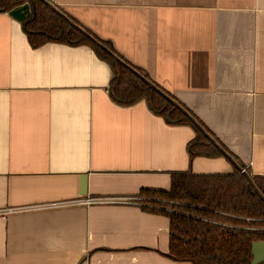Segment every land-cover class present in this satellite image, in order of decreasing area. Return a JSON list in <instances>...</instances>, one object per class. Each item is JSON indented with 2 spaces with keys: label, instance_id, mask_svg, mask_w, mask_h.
Masks as SVG:
<instances>
[{
  "label": "crops",
  "instance_id": "0c3cea01",
  "mask_svg": "<svg viewBox=\"0 0 264 264\" xmlns=\"http://www.w3.org/2000/svg\"><path fill=\"white\" fill-rule=\"evenodd\" d=\"M48 1L264 176V0ZM112 79L90 47L33 48L0 13V264H193L169 256L170 219L140 193L235 166L192 158L193 127L115 103Z\"/></svg>",
  "mask_w": 264,
  "mask_h": 264
},
{
  "label": "trees",
  "instance_id": "16d2710c",
  "mask_svg": "<svg viewBox=\"0 0 264 264\" xmlns=\"http://www.w3.org/2000/svg\"><path fill=\"white\" fill-rule=\"evenodd\" d=\"M25 4L30 5L33 13L24 24L33 48L51 42L90 47L113 71L109 92L115 103L128 107L145 99L157 114L164 117L169 115L172 121L194 128L196 137L189 144L192 158H225L180 109L107 51L93 43L80 30L71 26L43 0H0V13H9ZM69 18L84 28L72 17ZM61 30L63 36L59 39ZM85 30L152 81L145 71L117 53L110 42L100 39L88 29ZM167 94L175 99L170 93ZM198 121L246 169L245 165L200 120ZM246 170L250 173L249 169ZM253 179L264 193V176H253ZM140 196L145 198L146 205L150 206L146 210L170 219L169 256L176 261L193 264H252L253 244L264 241V201L251 188L248 178L236 167L230 174L175 173L172 175L168 191L142 190Z\"/></svg>",
  "mask_w": 264,
  "mask_h": 264
},
{
  "label": "water",
  "instance_id": "95a60500",
  "mask_svg": "<svg viewBox=\"0 0 264 264\" xmlns=\"http://www.w3.org/2000/svg\"><path fill=\"white\" fill-rule=\"evenodd\" d=\"M45 3H47L52 9H54L59 15H61L71 26L75 27L76 29L80 30L86 37H88L93 43L107 51L111 56H113L116 60L121 62L123 65H125L127 68H129L131 71H133L140 79H142L144 82H146L151 88H153L155 91H157L159 94H161L163 97H165L167 100H169L171 103L175 105L178 109H180L192 122L193 124L220 150V152L224 155L225 158H227L239 171H241L250 181L251 188L255 190V192L263 199L264 201V193L262 190H260L255 182L253 177L249 172H247L246 169L242 167L241 164H239L235 158L204 128V126L185 108H183L177 101H175L173 98H171L168 94H166L163 90H161L155 83L150 81L145 77L144 74L138 72L135 68H133L131 65L127 64L123 59H121L117 54L112 52L110 49H108L106 46H104L101 42H99L95 37H93L91 34H89L85 29L77 25L75 22H73L66 14H64L62 11H60L55 5H53L48 0H43ZM32 10L30 5L25 4L23 6L17 7L9 12V15L17 20L20 23L26 24L28 19L32 16ZM63 36V31L61 30L59 39ZM168 121H171L170 117L167 116ZM253 253V261L252 264H263L264 263V241H259L253 244L252 248Z\"/></svg>",
  "mask_w": 264,
  "mask_h": 264
},
{
  "label": "built area",
  "instance_id": "2783aa9c",
  "mask_svg": "<svg viewBox=\"0 0 264 264\" xmlns=\"http://www.w3.org/2000/svg\"><path fill=\"white\" fill-rule=\"evenodd\" d=\"M86 202L89 204V203H92V202H97V200H91V199H89Z\"/></svg>",
  "mask_w": 264,
  "mask_h": 264
}]
</instances>
